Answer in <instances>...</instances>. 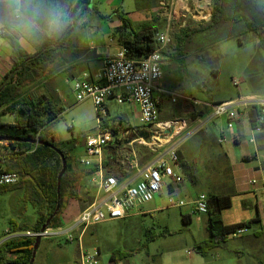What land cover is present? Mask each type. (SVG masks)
<instances>
[{"label":"rangeland","instance_id":"rangeland-1","mask_svg":"<svg viewBox=\"0 0 264 264\" xmlns=\"http://www.w3.org/2000/svg\"><path fill=\"white\" fill-rule=\"evenodd\" d=\"M170 4L171 0H92L78 19L79 25L75 28L70 46L60 60L55 62L52 71L39 81L24 87L25 91L50 93L63 105L65 109L51 122L50 128L60 140L74 137L79 143L82 142L73 152L80 167H85L82 159L87 156L83 141L87 135L97 131L101 120L123 118L134 127L144 124L139 120L132 103H119L114 98H108V113H105L97 112L90 98L78 102L74 90L75 78L68 76L61 69L73 61H78L82 67L92 66V63L100 65L103 57L95 55L98 48L118 50L120 42L116 29L122 24L119 16L121 11L127 13L136 28L150 22L159 30L166 26L171 15L174 32L167 49L174 52L175 33L180 31L183 17L179 11H173ZM225 8L226 14L232 19L190 35L180 56L162 54L164 78L161 84L198 100L210 102L238 98L239 95L246 96L252 92L264 95V0H226ZM3 12L0 9V19H3ZM191 19L207 21L188 15L187 23L192 22ZM44 33L21 39V43L27 49L35 50ZM76 75V78L81 77L80 72ZM167 98L169 99H165L161 104L160 119L184 118L187 126L183 130L145 139L151 143V147H155L153 152L148 150L149 145L145 143L133 142L124 147L122 141L116 142L115 145L120 151L118 154L129 164L135 157L143 164L166 150L176 148L184 156L189 169L185 172L181 166L177 167L184 179L177 185L182 190L172 192V196L176 200L183 199L186 204L170 205L166 186L161 195H157L140 209L146 212H132L123 218L109 219L88 226L83 235V244L86 248H100V264H107L115 252L125 254L120 259L122 264L146 263L148 259L166 264H175L178 260L193 263L197 258L206 259L198 245L209 236L206 227L208 212L195 211L193 195L195 190L207 194L233 192L232 168L223 151L221 134V127L223 124L226 126L227 120L225 117H217L216 124L210 123L203 128L202 124L196 127L198 118L194 119L192 114L201 109L198 107L201 105L195 107L182 98L177 101ZM206 113L209 115L211 111L207 110ZM1 119L13 122L14 115L3 113ZM126 126L123 124L121 129ZM132 148H139L142 152L136 150V155L132 154L126 158L131 154ZM88 191L93 197L95 187L91 182L89 185L85 184L84 192ZM23 196V188L0 189V241L17 235L11 233V218L22 220L24 217L36 216V209L29 202H25ZM243 199H248L249 205L243 204ZM232 200L233 205L222 211L226 222L243 221L251 213H256L257 197L254 191L232 194ZM78 207L82 208L81 204H78ZM189 215L192 217L191 221L184 219V216ZM247 231L250 232L249 229ZM45 237L47 236L41 240L34 264H41L39 258L44 249L49 251L60 241L57 238ZM237 241L239 238H232L227 248L235 246ZM62 243L60 252L66 259L59 263L49 260L46 264H76V258H79L78 241H69L64 237ZM149 250L157 255H148ZM217 252H222V247L210 250L209 257L212 258Z\"/></svg>","mask_w":264,"mask_h":264},{"label":"trees","instance_id":"trees-1","mask_svg":"<svg viewBox=\"0 0 264 264\" xmlns=\"http://www.w3.org/2000/svg\"><path fill=\"white\" fill-rule=\"evenodd\" d=\"M91 1H82L77 12L78 18L74 21L70 13L76 0H58L59 4L63 6V11L67 14L64 27L58 33H44L38 48L35 50L24 47L21 43V37L15 32L10 30L0 32V35L10 43L9 55L12 60L10 69L0 81V135H13L22 139L9 141L11 147L17 151L4 160V170L17 172L20 175V180L16 184L0 186V189L23 188V200L29 202L36 209L34 218L10 219L11 233L19 235L7 237L0 243V264H10L9 262H14V264L30 263L36 236L21 233L40 231L48 218L54 213L58 203L57 177L62 169V158L50 146L35 143L33 139L38 138L52 142L62 150L67 159V169L61 182L60 208L49 222L48 227L57 228L68 225L72 221L71 217H67L68 211L76 207V203L81 204L84 208L93 199L88 194L90 191L84 192L83 179L85 176L91 175L95 168L80 167L73 155L75 148L82 142L79 143L74 137L60 140L50 128L51 122L65 108L50 93L24 90L25 86L39 81L52 71L55 62L60 60L62 54L70 46L75 28L79 25L78 19ZM225 2L226 0H213V12L210 20L190 22L186 27L181 28L180 31L175 33L176 50L170 52L168 49H164L163 54L171 57L180 56L185 41L190 35L211 29L232 19L226 14ZM0 9L4 11L2 0H0ZM119 16L122 24L117 26L116 34L120 45L126 48L128 56L137 58L157 48L156 35L159 29L155 24L145 22L139 28H136L126 12L121 11ZM208 109L211 110L202 106L201 109L192 114L193 118L207 115ZM248 112L251 123L255 126L260 112L259 106H250ZM3 113H12L14 121H3L1 119ZM103 122L106 126L111 125L110 120H104ZM120 126L119 123L112 126V128L118 131ZM122 141L124 140L116 139L115 143H122ZM136 150L139 153L142 152L139 148ZM148 150L153 152L152 149ZM178 155L180 166L186 172L189 166L179 151ZM105 165L110 172L116 173L120 179L128 178L135 172V168L131 167L129 162L124 164L120 161V156L116 151L112 154H106ZM232 194H235L234 191L227 194L213 192L208 194L209 236L198 245L200 252L204 255L218 246L220 242H225L229 235L235 234L239 228L246 225L250 226L252 222L256 221L250 220L236 224H225L223 222L222 211L232 206ZM73 202L74 204H72ZM184 219H186V216H184ZM64 237V235L45 237L60 239L48 251V261L53 260L59 263L66 259L60 252V248L63 246L62 238ZM124 255L123 252H115L112 258L115 261H120ZM76 264H79V258H76Z\"/></svg>","mask_w":264,"mask_h":264},{"label":"built area","instance_id":"built-area-1","mask_svg":"<svg viewBox=\"0 0 264 264\" xmlns=\"http://www.w3.org/2000/svg\"><path fill=\"white\" fill-rule=\"evenodd\" d=\"M170 6L173 11H179L183 17L181 28L190 23H187L188 15L208 21L213 12V0H171ZM199 21L192 20V22ZM173 32L170 15L166 26L157 32V48L153 51L134 58L128 56L126 48L120 45L115 53L105 57L103 66L93 75L89 71H84L80 78H75L74 90L78 102L90 98L97 112L105 113H108L106 103L108 98H114L119 103H132L137 106L139 120L144 125L139 128L125 127L123 129L120 126L118 131H115L112 126L119 124L118 119L112 120L110 126H106L101 120L97 131L87 135L83 142L87 156L82 159V163L89 168H95L91 174V184L95 187L92 201L82 208L68 225L57 228L49 227L44 232L27 231L24 235L36 236L40 233L43 236L64 235L69 241H78L79 264H100L101 251L99 248H86L83 244V235L88 226L109 219L123 218L141 209L144 204L154 200L157 195H161L166 186L170 205H185L186 202L183 199L176 200L172 196L173 185L181 183L184 179L181 172L176 169L180 167V158L176 148L166 150L144 164L139 163L135 157L130 165L135 168V172L124 179L110 172L105 165L106 148L116 139L123 140L129 137L131 132L137 133L138 130L154 131V135L150 137L153 139L167 134V129H171L170 134L176 133L173 128L174 124L171 123L181 122L179 131L187 126L184 118L160 119L164 97H170L172 101L182 98L192 104L208 107L211 109V117H225L228 129H233L235 122L242 116L247 117L251 123L248 110L250 106L257 105L260 108L258 121L255 126L251 123V127L255 132H261L264 129L263 97L239 95L238 98L221 102L201 101L161 84L164 78L162 54L171 42ZM222 140H225V136ZM251 141H255V138L253 137ZM133 142L151 146V143L145 141L144 137L138 135L134 137L132 135L130 143ZM15 151L17 150L11 147L8 140H0V186L16 184L20 180L17 172L4 170L3 167L4 159L14 154ZM251 182L256 183L257 179L254 178ZM193 203L196 212H208L209 201L206 192H200ZM247 230V226H243L237 230L235 235H241Z\"/></svg>","mask_w":264,"mask_h":264},{"label":"crops","instance_id":"crops-1","mask_svg":"<svg viewBox=\"0 0 264 264\" xmlns=\"http://www.w3.org/2000/svg\"><path fill=\"white\" fill-rule=\"evenodd\" d=\"M10 50H11V46L9 41L0 35V81L2 80L4 74L10 69L12 64V60L9 55ZM116 51L117 50L115 49L100 50L98 48L96 50L95 55L99 57H103L102 63L100 65L92 63V66L85 65L84 67H82L83 65L79 64L78 61H73L70 64H67L65 68L61 69V71L66 72L68 76H71L73 78H76V76H78L76 75L77 73L80 72L81 75L86 70L93 75L97 70H99L103 66L105 57L109 54L115 53ZM91 58L92 56L90 57V59ZM162 85L164 86L165 84ZM247 95H258L264 98V95H262V93L260 94L257 92H252ZM165 99H169V98L164 97L163 101H165ZM230 99H235V98L231 97L226 99H219V101L217 102L230 100ZM193 105L197 107V105L195 104ZM198 107L201 108L202 106H198ZM135 110L138 116L137 106H135ZM206 116L207 117L206 118L203 117V119L198 118L196 120L197 124L195 126L198 127L203 124L201 126L203 128L205 125H208L210 123L216 124L215 118L217 117H211V113L209 115L207 114ZM118 120L120 121L119 123L121 126L123 124H126L127 125L126 127L129 128L140 127L139 125L135 127L132 126L130 122L126 121L123 118H120ZM221 130H222L221 131L222 137L225 136V140H223V151L225 152L229 165L232 168V176H233L232 189L234 193L245 194V193H249L250 191H254L257 197L255 214L251 213V215L246 219H244L243 221L241 220L235 222L233 221L226 222L223 218V222L225 224H236L241 222H247L250 220H256V221L252 222V224L248 227L250 232L246 231L241 235L231 234L229 235L228 239L225 242L223 243L220 242L219 245L216 246L215 248L222 247V252H217L212 258L209 257L210 253H208L207 255L203 254L206 258L204 260L201 258H197L194 259L195 261L193 263H183L182 261L178 260L177 263L175 264H264V129L261 132H255L251 127V123L249 119L245 116H242L238 121L235 122L233 129H228L226 128L225 124H223ZM246 135H248V137H246ZM253 137L255 138V141H251ZM130 144L131 143H129V145ZM125 146L126 145H124V147ZM149 149L154 150L155 148L149 146ZM114 151L118 153L120 152L117 149L115 142H112L107 146L106 154L108 153L112 154L114 153ZM132 154L136 155V149L132 148L131 154L128 155L126 158H128ZM120 161L126 164L124 157L120 156ZM3 167H4V161H3ZM85 168H89V167L85 166ZM176 169L178 172H181L178 170V168ZM255 174H257L256 177H254ZM254 178L257 179L256 183L251 182V180ZM89 182H91V175L84 177L83 179L84 187L85 184L89 185ZM177 185L178 184H176L175 186L173 185V191L175 192L178 190H182ZM199 193H200L199 191L196 192L195 190L193 198L195 199ZM88 194L91 196L90 193ZM233 203L234 202L232 200V205ZM78 204L76 205V207L68 211L67 213L68 218L71 217V219L73 220V218L77 215L80 209L78 207ZM243 204L249 205V200L245 199L243 201ZM135 212L143 213L146 211L145 210L140 211L139 209ZM186 220L191 221L192 217L190 215L186 216ZM208 224H209V219L208 222L206 223L207 229H208ZM234 237L239 238V241L235 243V246L227 248L229 241ZM43 252L44 254L42 255ZM43 252L41 253L39 260H41L42 263L45 262L46 264L48 262V255H47L48 250L46 251V249H44ZM148 255L156 256L157 254H153L149 250ZM36 261H37V253L34 263H36ZM107 264H122V262L115 261V259L111 258ZM128 264H133V263L129 262ZM139 264H166V263L156 262L155 260L148 259V262L139 263Z\"/></svg>","mask_w":264,"mask_h":264},{"label":"clouds","instance_id":"clouds-1","mask_svg":"<svg viewBox=\"0 0 264 264\" xmlns=\"http://www.w3.org/2000/svg\"><path fill=\"white\" fill-rule=\"evenodd\" d=\"M3 19H0V32L10 30L21 39L45 32H60L67 14L58 0H2Z\"/></svg>","mask_w":264,"mask_h":264},{"label":"water","instance_id":"water-1","mask_svg":"<svg viewBox=\"0 0 264 264\" xmlns=\"http://www.w3.org/2000/svg\"><path fill=\"white\" fill-rule=\"evenodd\" d=\"M83 0H76L73 8H72V11L70 13V16L73 18V20L75 21L76 19V16H77V12L80 8V5L82 3ZM166 132L170 133L171 132V129H167ZM137 134L138 136H141V137H144L145 139H148L150 137H152L154 135V131H148V130H138L137 131ZM0 140H8V141H18V140H22L21 138L19 137H16V136H13V135H0ZM33 141L35 143H42V144H45V145H48L50 146L51 148H53L62 158V169L61 171L59 172L58 174V177H57V191H58V203H57V206H56V209L54 211V213L48 218V220L46 221V223L43 225L42 229L40 230V232H44L48 227V224L49 222L51 221V219L53 218V216L57 213V211L59 210L60 208V199H61V182H62V177L63 175L65 174V171L67 169V159H66V156L65 154L62 152L61 149H59L56 145H54L52 142H49V141H44V140H41V139H33ZM132 141V137L129 136L127 138V140H125V144H129L130 142ZM42 233L36 235V238H35V243H34V247H33V251H32V256H31V260H30V263L29 264H33L34 263V260H35V257H36V253H37V250L41 244V240H42ZM10 264H14V262H9Z\"/></svg>","mask_w":264,"mask_h":264},{"label":"bare ground","instance_id":"bare-ground-1","mask_svg":"<svg viewBox=\"0 0 264 264\" xmlns=\"http://www.w3.org/2000/svg\"><path fill=\"white\" fill-rule=\"evenodd\" d=\"M171 124H174L173 128L175 129V132L177 133L179 131L181 122H178V123L174 122V123H171Z\"/></svg>","mask_w":264,"mask_h":264},{"label":"flooded vegetation","instance_id":"flooded-vegetation-1","mask_svg":"<svg viewBox=\"0 0 264 264\" xmlns=\"http://www.w3.org/2000/svg\"><path fill=\"white\" fill-rule=\"evenodd\" d=\"M132 135H137L135 132H131L129 136L132 137Z\"/></svg>","mask_w":264,"mask_h":264}]
</instances>
